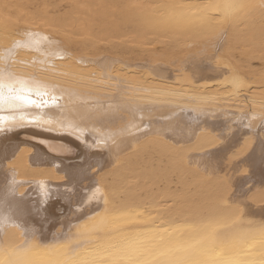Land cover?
I'll use <instances>...</instances> for the list:
<instances>
[{
    "label": "bare ground",
    "instance_id": "obj_1",
    "mask_svg": "<svg viewBox=\"0 0 264 264\" xmlns=\"http://www.w3.org/2000/svg\"><path fill=\"white\" fill-rule=\"evenodd\" d=\"M0 264H264V0H0Z\"/></svg>",
    "mask_w": 264,
    "mask_h": 264
}]
</instances>
